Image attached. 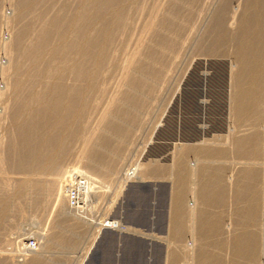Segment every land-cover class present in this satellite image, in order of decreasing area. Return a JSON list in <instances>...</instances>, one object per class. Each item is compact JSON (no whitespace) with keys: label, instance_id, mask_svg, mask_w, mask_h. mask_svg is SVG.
<instances>
[{"label":"bare ground","instance_id":"obj_1","mask_svg":"<svg viewBox=\"0 0 264 264\" xmlns=\"http://www.w3.org/2000/svg\"><path fill=\"white\" fill-rule=\"evenodd\" d=\"M5 1L15 5L17 10L12 17L4 14L2 22L5 25L16 23L17 28L7 41L2 37L0 41V49L11 58L7 67H2L0 64V73L3 79L8 76L13 78L12 84H7L4 90L0 89V97L5 98L10 95L8 103L11 105L6 106L7 110L4 115H0V121L9 120L8 115L11 113L17 114L18 117H12L14 127L10 129L9 135L0 137V150L2 149L0 153V240L5 231L6 221L15 208L21 215H26V205L28 209L41 208L40 205L43 203L41 201L45 200L46 203L53 204L54 210L62 213L64 193L72 174H66V180L58 184L54 179L62 169L63 160L66 154L70 153V147L76 139L82 138L85 147L81 160H78L80 167L84 163V170L93 173L99 179L111 173L115 158L129 138L130 130L125 128L127 121L134 123L139 118L140 112L131 113L130 105L136 103L140 109L145 107V100L152 96L156 83L164 77L166 66L164 60L168 56H176L182 44V34L188 29L182 17L179 16L181 19L177 17L178 19L173 22L162 20L160 19L162 9L159 6L154 7L152 9L154 19L143 26L140 31V40L137 42L140 51L144 50L145 45H149L148 57L142 54V56L126 59L120 65L122 78L119 83L124 84L125 88L122 90L118 88L120 91L112 105L124 106L128 109L125 111L117 107L116 110H109L106 112L108 114L99 119L95 126L90 127L91 121L86 119L83 121L88 109L86 97L97 92L102 95L109 93L107 88L99 89L98 85L107 84V76L115 69L113 50L117 39L126 37V33L132 29L133 24L126 11V3L131 2L132 5H137L138 0H83L77 12L71 15L65 14L53 21L45 19L40 9L46 7L45 2L48 0ZM197 1L194 0V3ZM192 2L190 5L194 4ZM230 2V0H224L223 6L228 8ZM104 9L114 10H111L110 14L112 19L103 18L102 21H96L97 13ZM223 9L217 13L214 27L204 30L196 45L198 51L210 54L213 46H225L231 42L235 49L232 56H229L231 63L228 65L217 61L219 65L214 68V71L210 66L216 63L209 64L207 68L205 64H201L202 62L192 64L185 78L190 79L199 75L204 79L201 103L196 104L187 99L174 106L172 110H167L168 119L174 116V113L181 114V116H175L181 117L177 122L180 130L184 128L191 131V127L195 129L197 124L203 126L207 120L218 121V123L213 124L216 127L211 135H205L203 131L204 135L188 140L189 143L184 142V139H178L185 143V151L182 154L172 155L171 166L165 167L158 164L153 175L171 177L178 184L173 194L171 211V233L175 241L183 238L189 230L191 221H195L192 223L196 224L195 232L192 231L194 230L192 227L190 228V231L194 232L192 234H195L196 242L194 243L197 247L196 256L192 249L195 257L191 259L194 261L193 264H222V256L218 253L221 244L218 240L226 231L223 218L221 215L211 213L207 208L221 207L225 204L228 189L225 180L226 170L220 163L226 159L229 151L232 149L238 159L247 161V168L238 171L235 182L232 184L233 188L235 187L234 197L237 206L233 224L237 231L233 233L234 238L226 244V248L232 259L228 264H258V254H264V228L260 227L259 223L262 200L264 206V191L262 190L261 194L259 172L256 168L257 162L264 155L258 132L259 122L264 117L262 90L264 87V0H247L243 10L241 8V14L240 11V15L235 12L232 17L233 22L225 30L223 29L226 9ZM107 13L105 11V14ZM30 17H33L32 20L25 22V19ZM235 26L236 29L233 32L232 27ZM162 28L164 31L160 33ZM30 35H33L32 39ZM192 36L194 37L195 34ZM154 37L157 39L151 43ZM23 65L27 69H23ZM210 70L212 74L208 77ZM68 75H72L75 82L86 85L85 88H78V84L68 86L69 83L66 84ZM166 78L163 81H166ZM225 84L228 86L225 87ZM210 101L211 104L206 106ZM113 112L114 114L125 113L124 122L122 121L120 127L115 128L116 130L112 127ZM164 121L162 120L158 127L163 126ZM214 126L211 128L214 129ZM243 127L251 130L247 138L241 136ZM113 136L119 137L118 145H114L115 147L112 146ZM150 141L153 142V137ZM190 153L199 156L201 158L199 160L208 162H206L208 165L201 162L200 171L198 168L191 171L192 176L198 175L200 178L195 196V202L201 206L199 210L195 207L190 209L185 203L187 189L184 185L189 173L186 156ZM214 163L216 165H213ZM229 176L232 177V175ZM12 178L22 181L16 189L14 186V191L8 195L10 188L15 184ZM47 180L48 186L44 189L43 182ZM31 192H34L33 197L30 195ZM23 203L27 204L23 206ZM81 209L78 207L76 210ZM107 222L103 221L100 226L105 231L119 227L117 222L109 221L108 225H105ZM63 241L71 243V237ZM9 243L14 245V242ZM36 252L26 250L25 254L28 253V255H22L26 259H24L25 262ZM178 261L179 256L176 253L168 254V264H178ZM10 262V259H4L0 252V264H11ZM28 264L53 263L37 256L28 261Z\"/></svg>","mask_w":264,"mask_h":264},{"label":"rangeland","instance_id":"obj_2","mask_svg":"<svg viewBox=\"0 0 264 264\" xmlns=\"http://www.w3.org/2000/svg\"><path fill=\"white\" fill-rule=\"evenodd\" d=\"M4 1L5 0H0V41L1 37L7 41L10 36L14 34L15 28H17L16 23L5 25L2 22L4 14L8 17H12L15 10H17L15 5ZM82 1L83 0H48L45 2L46 7L40 9L41 12L44 13L45 19L53 21L65 14L71 15L77 12L80 9ZM230 1L228 8L223 6L224 0H198L196 3H194V0H138L137 5H132L131 2L126 3V11L129 13V19L133 24L132 29L130 32L126 33V37L123 36L124 39L123 37L122 39H119L121 37L117 39L113 50L114 65L116 64L115 69L107 76V84L98 85L99 89L107 88L109 93L102 95L97 92L86 97L88 109L86 114H84L83 121H85V119L86 121H91L89 122V126H95L99 119L108 114L106 113L107 111L116 110L117 107L125 111L128 109L124 106L112 105L118 92L125 88L124 84L122 85L119 83L122 78V69H120V65L124 60L142 56V54L148 57L147 47L149 48V45L146 46L144 43V50L141 49V52L137 42L140 40V31L143 26L148 21L154 19V13L152 14V9L154 7L159 6L162 9L160 16L162 20L166 19L167 21L173 22L177 20L179 16L185 19L188 29L182 34V44L179 47V51L175 57L168 56V58L164 60L166 65L164 77L156 83L155 92L152 96L150 95V97L145 100V107L140 109L136 103L130 105V108H132L131 113L138 114L140 112L139 118L134 123L127 121L125 128L130 130L129 138L117 158H115L116 161L112 166L111 173H109V175L107 174L103 179L100 178V180L93 175V173H88L84 170V163H82L80 167L78 160H81V154H83V149H85V147L83 146L82 138L76 139L70 147V153H67L63 160L62 169L54 179L55 183L58 184L66 180V174H72L71 181L67 183L66 192L64 193V208L62 209V213L54 210L53 204L46 203L45 200L41 201L43 202L40 205L42 206L41 208L28 209L27 203H23V206L26 205L27 208H25L26 215H21L19 213L20 211L15 208L14 212H12L6 221L5 231L0 240V252L4 259H10L11 264H28V261L37 256L53 264H168V254L174 252L179 256L178 264L194 263L191 259L195 258L194 256L197 255V247H195L196 245L194 243L196 242L195 234H192L195 232L194 227H196V224H192L195 223V221H191L188 228L189 230L179 241L177 240L176 242V239H174L171 233L172 199L178 184L171 177H157L153 175L158 168V164L165 167L171 166L173 161L172 155L175 153L182 154L186 146L184 142H189L183 137L182 139H184V142L182 140L175 141L178 137L173 136L172 140L169 141V143L167 142V151L162 155H152L149 153V150L150 147H154V145L157 146L164 142H159V140L155 138H157L156 135L161 129L163 130L166 128L169 115L167 110H172L174 106L179 105L182 101L187 99H190L191 102L196 104L201 103V91L205 84L204 79L199 75L190 79L185 78L192 64L202 62L201 64H205L207 68L209 64L217 61L225 62L228 65L231 63V57L229 56H232V53L235 51L231 42V44L227 43V46H213L210 54L198 51L196 45L201 33H203L204 30H208L210 27H214L217 13L222 10V8H227L224 14L225 24L223 30H225L233 22L232 17L235 12L240 15L247 2V0ZM191 2L194 4L190 5ZM113 9L115 10V8ZM113 9L101 10V12L97 13L95 20L102 21L104 19H112L110 14L111 10L114 11ZM105 11L109 14H105ZM32 18L33 17L25 19V22L31 21ZM232 28L233 30H231L234 32L236 26ZM190 29L192 31H190ZM193 30H197L196 33ZM163 31L162 28L160 33ZM191 32L193 33L191 34ZM194 34L195 36L193 37L192 35ZM29 37L32 39L33 35ZM191 37H193V39ZM156 39L157 38L154 37L151 43H154ZM191 57L193 59H191ZM10 59L11 58L8 57L4 51H0V64L2 67H7ZM24 63L25 62H23V64ZM23 67V69H27L26 66L23 65ZM168 68H170L169 71ZM209 72L208 77L212 74L211 70ZM40 74L41 73H39V75ZM68 76L66 78V84L69 83L68 86L78 84V88H85L86 85L75 82L72 75ZM11 77L12 76H8L3 79L0 73V89L4 90L7 84L13 83V78ZM166 77H168V79ZM164 78L167 80L163 81L165 80ZM262 90L264 104V87ZM9 96L10 95H7L5 98L0 97V115H4L5 110H7L6 106L10 105V103H8L10 101V99H8ZM210 103L208 102L206 106H209ZM175 115L181 116L180 113H175ZM13 116L18 117L17 114L11 113L8 115L9 120L0 121L1 138L8 136L10 129L14 127V123H12L11 120ZM111 116L113 119L112 127L116 130L115 128H119V125L125 118V113L118 112L114 114L113 112ZM180 118L181 117H178V121ZM162 120H165L164 125L158 127ZM214 123L215 122L212 123V120L211 122L207 120V122L204 123L205 125L200 126V124L196 123L197 125L195 126L202 135H211L215 130V128H211V126L213 127L215 125ZM258 130L262 142V149H264V117H262L259 122ZM250 134L251 130L248 127H243L241 136L247 138ZM118 136L112 137L113 147H115L114 145H118ZM152 137L153 142L151 143L150 139ZM147 149L149 150L147 151ZM78 151L80 152L78 153ZM0 153H2V149ZM142 157L145 158L143 159ZM186 157L187 172L189 173L187 174L186 183L184 185L187 189L185 203L188 208L193 209L195 207V209L199 210L201 206L195 202V196L196 190L199 188L200 178L198 175L197 177L192 176L191 171H195L197 168L200 171L202 163L205 162L203 164L206 165L208 162L206 160H199L201 158L192 153ZM224 160L220 165L226 170L225 180L228 189L225 204L221 207L207 208V210L213 214L221 215L223 218V225L226 231L218 240L221 244L218 253L222 256V264H228L232 259L230 258L231 255L228 253L226 244H229L230 240L234 238L233 233L237 231L233 224L237 206L234 197L235 187L233 188L232 184L235 182L234 180L237 173L247 168L248 162L238 159L237 156L234 155L232 149ZM226 162L227 164H225ZM213 165L216 164L214 163ZM256 168L259 172L260 191L262 194V190L264 191V155L261 156L260 160L257 162ZM228 174L232 175V177ZM12 181H14L15 184L10 188V191L7 193L8 195L10 193L12 194L22 180L12 178ZM43 183H45L43 186L44 189H46L48 180ZM74 187H78L82 190L84 200L86 201L85 206H80V208H82L81 210H72L69 191ZM32 193L34 194V192H31V196L33 195ZM69 204L70 206H68ZM36 209L40 210L37 211ZM103 221L117 222L119 223V227L105 231L100 227ZM108 222L105 225H108ZM259 223L261 224L260 227L264 228L263 200L260 203ZM191 227L194 229L192 230L194 232L190 231ZM68 237H71V243L63 241L64 239L68 240ZM32 238L36 240L38 249L31 251L37 252L30 255L27 262H25L26 259L22 255H28L30 252L25 254L26 250L24 245ZM9 242H14V245H10ZM192 249L194 250V256ZM211 250H213V248H211ZM93 253H95V255L92 257ZM258 256V264H264V254L259 253Z\"/></svg>","mask_w":264,"mask_h":264},{"label":"water","instance_id":"obj_3","mask_svg":"<svg viewBox=\"0 0 264 264\" xmlns=\"http://www.w3.org/2000/svg\"><path fill=\"white\" fill-rule=\"evenodd\" d=\"M213 63H216V62H213ZM212 64V63H211ZM219 64L216 63V64H212L210 66V68L214 71V68L217 67ZM228 84H225V87H227ZM226 90V89H225ZM213 100V99H212ZM215 101V100H214ZM225 101H226V91H225ZM211 104V103H210ZM213 104V102H212ZM225 108H226V103H225ZM175 113H174V116L170 117L167 121V125H166V128L161 130L158 134H157V139L159 141H164L166 143H161L157 146H154L152 148H150L149 150V153H151L152 155H162L164 152L167 151L168 149V143L169 141L172 140V137L173 136H177L178 139L182 137L187 139V140H194L198 137H200L202 134L198 131L197 127L195 126V129L194 128H190L191 131H187V129H184L182 128V130H180L181 128L178 127V118L175 117ZM223 119V118H222ZM211 121V120H210ZM212 122H215V125L216 123H218V121H214L212 120ZM223 122V121H222ZM216 127V126H215ZM214 127V128H215ZM180 134V136H179ZM177 139V140H178ZM95 255V253H93L92 257Z\"/></svg>","mask_w":264,"mask_h":264},{"label":"built area","instance_id":"obj_4","mask_svg":"<svg viewBox=\"0 0 264 264\" xmlns=\"http://www.w3.org/2000/svg\"><path fill=\"white\" fill-rule=\"evenodd\" d=\"M70 193V202H71V206H72V209H77L78 207H83L85 206V200H84V197L82 196L83 195V192L82 190H80L78 187H74L72 189H70L69 191ZM37 242L35 239H30L27 241L26 245H25V250L27 251H33V250H37L38 246H37Z\"/></svg>","mask_w":264,"mask_h":264}]
</instances>
